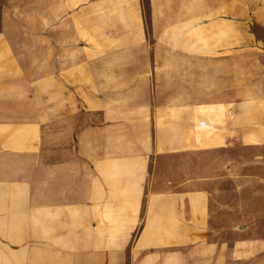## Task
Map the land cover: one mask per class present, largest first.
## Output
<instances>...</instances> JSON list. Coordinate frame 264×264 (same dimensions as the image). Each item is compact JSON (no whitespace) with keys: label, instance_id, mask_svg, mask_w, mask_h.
Instances as JSON below:
<instances>
[{"label":"crops","instance_id":"obj_1","mask_svg":"<svg viewBox=\"0 0 264 264\" xmlns=\"http://www.w3.org/2000/svg\"><path fill=\"white\" fill-rule=\"evenodd\" d=\"M0 264H264V0H0Z\"/></svg>","mask_w":264,"mask_h":264},{"label":"rangeland","instance_id":"obj_2","mask_svg":"<svg viewBox=\"0 0 264 264\" xmlns=\"http://www.w3.org/2000/svg\"><path fill=\"white\" fill-rule=\"evenodd\" d=\"M260 192H261V191L258 189V190H257V193L260 194Z\"/></svg>","mask_w":264,"mask_h":264}]
</instances>
